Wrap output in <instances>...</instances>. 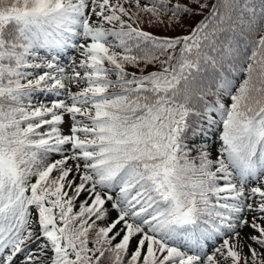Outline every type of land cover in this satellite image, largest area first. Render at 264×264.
I'll return each instance as SVG.
<instances>
[{"label": "snow or ice", "instance_id": "6c2138e0", "mask_svg": "<svg viewBox=\"0 0 264 264\" xmlns=\"http://www.w3.org/2000/svg\"><path fill=\"white\" fill-rule=\"evenodd\" d=\"M0 264H264V0H0Z\"/></svg>", "mask_w": 264, "mask_h": 264}]
</instances>
